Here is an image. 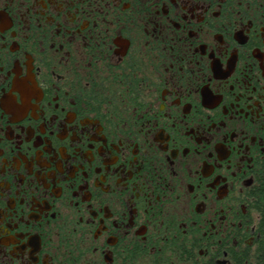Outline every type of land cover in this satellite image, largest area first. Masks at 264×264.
I'll list each match as a JSON object with an SVG mask.
<instances>
[{
  "label": "flooded vegetation",
  "instance_id": "af4514ba",
  "mask_svg": "<svg viewBox=\"0 0 264 264\" xmlns=\"http://www.w3.org/2000/svg\"><path fill=\"white\" fill-rule=\"evenodd\" d=\"M264 261V0H0V264Z\"/></svg>",
  "mask_w": 264,
  "mask_h": 264
},
{
  "label": "trees",
  "instance_id": "16d2710c",
  "mask_svg": "<svg viewBox=\"0 0 264 264\" xmlns=\"http://www.w3.org/2000/svg\"><path fill=\"white\" fill-rule=\"evenodd\" d=\"M241 264H245V263L241 262ZM247 264H264V261L263 260L258 261V260L252 259Z\"/></svg>",
  "mask_w": 264,
  "mask_h": 264
}]
</instances>
